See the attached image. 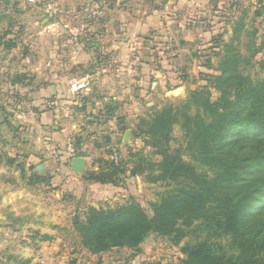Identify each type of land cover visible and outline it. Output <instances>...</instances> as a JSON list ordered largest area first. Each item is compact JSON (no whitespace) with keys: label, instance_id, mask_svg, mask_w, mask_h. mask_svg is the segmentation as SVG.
I'll return each instance as SVG.
<instances>
[{"label":"rangeland","instance_id":"1","mask_svg":"<svg viewBox=\"0 0 264 264\" xmlns=\"http://www.w3.org/2000/svg\"><path fill=\"white\" fill-rule=\"evenodd\" d=\"M140 1L121 0L119 7L134 5L139 8ZM234 2L236 16L247 10L245 22L248 32L240 49L249 54L245 45L253 44L257 65L252 70V76L260 79L264 76V70L259 65L260 61H264V0ZM112 5L113 0H36L32 5L25 0H0V33L16 23L23 55L30 53L24 40L30 41V34L34 33H30L27 26L40 29L51 22L57 25L58 30L53 32L55 38L70 40L67 42L74 51L68 62L63 56V61L58 58L54 64L28 63L24 56L15 73L6 74L7 81H16L21 90L16 91L18 95L7 97V121L8 118L11 121L7 122L5 138H1L0 142V264H180L184 257L182 246L205 236L206 231L195 226L187 229L186 236L178 243L173 236L150 232L136 248L114 247L119 249L92 253L81 243L74 227V219L84 217L89 206L116 207L131 197L145 208L148 215H153L152 204L158 202L174 183L151 181L146 177L147 170L131 175L139 159L132 153L143 150L147 160H161V155L150 152L152 149L146 144L145 136L140 135L141 118L149 117L165 104H177L191 91L210 85V76L218 73L214 69L217 53L223 42L229 40L232 31L228 25L232 26L236 17L232 16L227 24V20L221 21V11L212 17L207 16L204 26L208 28L219 22L225 30L221 25H217L215 30L200 29L194 33L191 44L146 48L137 45L131 48L134 58L129 61L120 60L119 53L117 62L100 61L95 55L81 63V57L75 50L81 40L86 44L87 51L107 53L108 47L104 44L109 43L113 33L108 26L104 27L106 31H99L95 24H108V11ZM256 11L261 14L255 16ZM4 16L6 19L2 21ZM200 21L197 20L196 24L201 25ZM255 28L257 32L253 35ZM33 37L36 38V35ZM4 38H11L7 31ZM10 49L8 45L5 48L6 60L10 57ZM82 64L86 66V74H95L90 89L96 95L102 92L108 97L117 95L122 104L115 112L112 124L99 116L97 107L91 112L95 119L89 127L91 137L87 139L85 151L80 147L77 153L72 145L78 138L79 128L73 133L72 140L60 139L54 132H61L70 120L78 123V118L84 113L74 111L69 117L62 110L57 125L49 129L42 126L44 132H41V114L35 105L39 100H34L31 90L45 88L56 76L65 78L70 73L84 74ZM51 68L54 70L52 73ZM212 92L216 93L214 88ZM11 96H15L20 106L15 107L11 103L14 102ZM12 121L15 123L12 124ZM127 130L130 135L125 140ZM173 138L172 145L179 146L182 140L179 125L173 132ZM81 154L89 157V163L84 174H77L71 160ZM184 157L189 158V154L185 152ZM100 158L121 162L124 172L119 175L117 184L100 185L87 180L89 172L101 165ZM34 174L40 179H36Z\"/></svg>","mask_w":264,"mask_h":264},{"label":"trees","instance_id":"2","mask_svg":"<svg viewBox=\"0 0 264 264\" xmlns=\"http://www.w3.org/2000/svg\"><path fill=\"white\" fill-rule=\"evenodd\" d=\"M246 15L243 10L233 20L209 86L141 118L140 135L161 160H147L143 150L132 153L139 159L131 175L147 170L151 181L174 183L152 204L153 215L131 197L116 207L89 206L84 217L74 219L81 243L92 253L136 248L150 232L173 236L178 243L195 226L205 236L182 246L180 264H264V76H252L257 65L253 44L245 45L249 54L240 49L248 32ZM259 65L264 70V61ZM115 108L108 105L107 110ZM177 125L182 140L174 147ZM74 141L79 153L78 138ZM98 161L101 165L87 180L117 184L124 172L121 162Z\"/></svg>","mask_w":264,"mask_h":264},{"label":"crops","instance_id":"3","mask_svg":"<svg viewBox=\"0 0 264 264\" xmlns=\"http://www.w3.org/2000/svg\"><path fill=\"white\" fill-rule=\"evenodd\" d=\"M25 1L29 5L34 4V2L28 0ZM120 1L113 0V5L108 11L109 22L107 25L95 24V27H98L99 31H104V27L108 26L110 33H113L109 43L104 44L105 47H108L107 53L106 51L101 52V50H97L96 54L94 52L91 53L87 51L86 44L81 40L75 46L76 53L81 57V63L89 61L87 57L91 59L95 55L100 58V61L105 59L108 62H117L119 61V53L121 54L120 60L129 61L131 58H134L131 48L137 45L146 48L148 46L159 45L176 47L180 44H191L196 31L208 28V30H215L217 29V25H221L218 22L217 25L212 24L211 27L207 28L206 25H203V21L207 16L210 15L212 17L214 13L216 14L221 11V21L223 23L225 19L227 20V24L230 23L232 16H236L235 0H141L138 4L139 8L134 7V5L128 8H120ZM132 1L130 0V2ZM5 19L6 16L2 18V21ZM197 20H201V25L196 24ZM10 26L5 28L2 34L0 33V142L5 138L4 135L7 132L8 126L7 122L11 121L10 118L7 121V97L9 98L10 94L18 95L16 91L21 90V86L15 83L16 81H7L8 77L6 74L15 73L16 68L20 67L24 56L28 63L45 62L47 64H54L59 60L58 58L61 59L60 61H63V56L65 57V62L66 60L68 62V58L72 57L71 53L74 52L71 51V44L67 42H70V40L59 41L55 38L53 32L57 29V25L51 22L40 29L36 28V26H27L29 32L34 31V33L30 34V37H32L29 38L30 41L24 40L27 47H29L30 53L23 55L20 52L22 42L17 37L19 29L17 30L16 23ZM228 26L231 32L233 29L231 24ZM221 27L223 28L224 26L221 25ZM223 29L225 30V28ZM5 31L11 37L8 40L4 38ZM121 32H123V36ZM34 35H36V38L33 37ZM7 45L11 48L8 50L10 56L7 59L8 61L4 56ZM82 65L84 67V72L82 71L84 74L70 73L66 74L65 78L56 76L54 80L45 85V88H40L39 90L36 87L33 88L31 94L35 96L33 97L35 101L39 100L35 105L41 114L39 117L41 120L40 127L43 126L49 129L51 126H56L61 120L62 110L69 117H72L71 114H74V111L84 113L81 118H78V123L70 120L67 123L68 126L64 125L61 132L55 131L54 135H59L60 139L70 138L72 140L73 133H76L79 128L80 133L76 137H78L79 146L82 148V151H85L87 139L91 137L89 127H92L93 120H95L91 112L95 111L97 107L100 112L99 116L105 117V122L108 121L112 124V118H114V114L122 104V101L119 99V96L110 95L108 97L105 95V92H102L101 95H96L95 91L91 90L89 86L91 80L95 78V74H86V66ZM53 71V68H51L50 72L52 73ZM11 97L14 101L11 103L15 107L20 106V103H16L15 96ZM108 105L116 107L113 113L107 110ZM14 123L12 121V124ZM43 127L39 131L44 132ZM81 155L86 158L88 165L89 157L84 154ZM96 184L103 185L97 182ZM114 249L117 250L119 248Z\"/></svg>","mask_w":264,"mask_h":264},{"label":"water","instance_id":"4","mask_svg":"<svg viewBox=\"0 0 264 264\" xmlns=\"http://www.w3.org/2000/svg\"><path fill=\"white\" fill-rule=\"evenodd\" d=\"M129 135H130V131L127 130V132L125 133V140L128 139ZM71 163H72L73 170L77 174L85 173V170L87 168V160L83 155L74 156L71 160Z\"/></svg>","mask_w":264,"mask_h":264},{"label":"built area","instance_id":"5","mask_svg":"<svg viewBox=\"0 0 264 264\" xmlns=\"http://www.w3.org/2000/svg\"><path fill=\"white\" fill-rule=\"evenodd\" d=\"M28 1H30V2H35L36 0H28ZM99 1H101V0H99ZM94 12H96L95 10H94ZM74 151V150H73Z\"/></svg>","mask_w":264,"mask_h":264}]
</instances>
